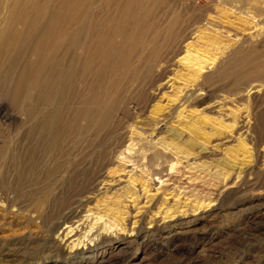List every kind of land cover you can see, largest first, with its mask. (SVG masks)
<instances>
[{
    "label": "rangeland",
    "instance_id": "1",
    "mask_svg": "<svg viewBox=\"0 0 264 264\" xmlns=\"http://www.w3.org/2000/svg\"><path fill=\"white\" fill-rule=\"evenodd\" d=\"M238 1L0 0V264H264V0Z\"/></svg>",
    "mask_w": 264,
    "mask_h": 264
},
{
    "label": "bare ground",
    "instance_id": "2",
    "mask_svg": "<svg viewBox=\"0 0 264 264\" xmlns=\"http://www.w3.org/2000/svg\"><path fill=\"white\" fill-rule=\"evenodd\" d=\"M238 2H241V3H251L250 5H253V4H255V3H260V4H262V0H239ZM237 3V2H236ZM249 5V4H248ZM247 7V6H246ZM193 93V92H192ZM195 93V92H194ZM193 95V94H192ZM191 98V97H190ZM188 100L186 99V101L185 102H187ZM183 105V104H182ZM182 105H180L181 107H182ZM179 109H177V111H178ZM180 112V111H179ZM104 177V176H103Z\"/></svg>",
    "mask_w": 264,
    "mask_h": 264
}]
</instances>
